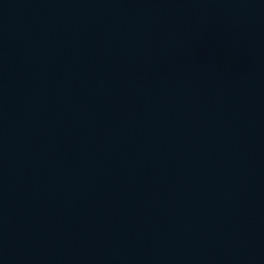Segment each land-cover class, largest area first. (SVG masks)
<instances>
[{
    "label": "water",
    "instance_id": "water-1",
    "mask_svg": "<svg viewBox=\"0 0 264 264\" xmlns=\"http://www.w3.org/2000/svg\"><path fill=\"white\" fill-rule=\"evenodd\" d=\"M0 264H264V0H0Z\"/></svg>",
    "mask_w": 264,
    "mask_h": 264
}]
</instances>
